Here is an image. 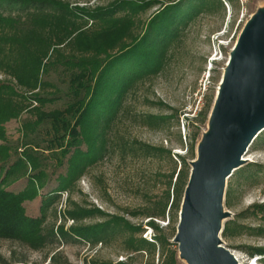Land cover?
Masks as SVG:
<instances>
[{
	"label": "trees",
	"instance_id": "trees-1",
	"mask_svg": "<svg viewBox=\"0 0 264 264\" xmlns=\"http://www.w3.org/2000/svg\"><path fill=\"white\" fill-rule=\"evenodd\" d=\"M205 1L169 5L143 34H135L137 16L146 6L133 1L86 8L62 0H0V73L8 77L0 79V238L42 248L73 237L90 244L108 241L127 229L128 222L118 216L71 202L64 218L77 226L67 232L62 223L47 229L46 222L51 212H57L62 196L106 158L109 132L124 112L126 99L140 82L163 70L171 40ZM149 29L154 31L150 34ZM53 72L59 75L56 80H52ZM58 99L64 107L47 111L46 106ZM213 105L214 98L208 103L205 121ZM25 115L30 117L26 121ZM17 122L19 137L15 139L10 127ZM180 160L165 198L157 203L161 208L147 210V218L166 219L168 212L178 226L191 174L189 163ZM62 168L66 172L58 174ZM35 200L40 204L39 216L28 215L25 205ZM98 214L107 221L81 224ZM227 231L223 230V237ZM134 236L130 234L134 248L146 246L152 257L156 244L162 249L167 245L162 239L149 242ZM161 264H180L177 253L164 256Z\"/></svg>",
	"mask_w": 264,
	"mask_h": 264
},
{
	"label": "rangeland",
	"instance_id": "rangeland-1",
	"mask_svg": "<svg viewBox=\"0 0 264 264\" xmlns=\"http://www.w3.org/2000/svg\"><path fill=\"white\" fill-rule=\"evenodd\" d=\"M62 1L86 8H102L124 1L146 6L137 16L135 28V34H143L167 6L178 2L182 6L197 0ZM203 5L171 40L163 70L140 82L126 99L124 112L115 119L109 132L111 146L106 158L90 168L77 186L62 196L57 212H51L46 222L47 229L58 228L62 223L67 232L77 226L71 219L65 222L64 213L71 202L87 210L97 208L106 215L118 216L128 222L127 229L108 241L90 244L84 238L73 237L54 240L42 248L0 238V264H161L163 257L172 255L173 251L180 264H187L180 257L178 245L173 243L177 234L176 218L167 212L166 219L153 220L145 213L161 208L157 203L163 201L171 176L180 169V157L192 170V162L199 158L200 144L212 129L213 109L205 121L208 103L214 98L215 104L240 37L253 19L264 15V0H206ZM153 31L149 29L148 33ZM218 46L222 56L215 57ZM57 75L53 72L52 80ZM1 78L8 79L0 73ZM63 100L48 104L46 110L64 107ZM150 116L158 119L153 122ZM29 118L25 115L23 120ZM17 127L18 122L10 127L15 139L19 137ZM143 145L152 150L147 151ZM245 159L249 160L226 182L222 201L226 218L221 220V231L227 228L228 235L223 237L221 232L218 237L225 248L239 256L240 264L251 261L264 264V212H260V207L264 209V132L251 145ZM65 172L66 168H62L58 174ZM38 200L25 205L28 215L39 216ZM106 219L98 214L81 224L98 225ZM150 222L154 226H149ZM131 233H135L136 239L155 242L157 238L165 240L167 245L162 249L156 244V254L152 257L147 254L146 246L134 248ZM254 251L260 252L250 256Z\"/></svg>",
	"mask_w": 264,
	"mask_h": 264
},
{
	"label": "water",
	"instance_id": "water-1",
	"mask_svg": "<svg viewBox=\"0 0 264 264\" xmlns=\"http://www.w3.org/2000/svg\"><path fill=\"white\" fill-rule=\"evenodd\" d=\"M222 81L210 116L212 129L192 162L173 240L187 264H238L218 236L226 218V182L264 132V15L240 37Z\"/></svg>",
	"mask_w": 264,
	"mask_h": 264
},
{
	"label": "bare ground",
	"instance_id": "bare-ground-1",
	"mask_svg": "<svg viewBox=\"0 0 264 264\" xmlns=\"http://www.w3.org/2000/svg\"><path fill=\"white\" fill-rule=\"evenodd\" d=\"M223 80H224V78H223ZM222 83H223V81H222ZM220 89H219V92H218V95L220 94V91H221V88H222V85L219 87ZM213 109V108H212ZM246 157V156H245ZM245 157L243 158V160L244 161H246V160H249V159H245ZM221 240V239H220ZM233 256L235 257V259L237 260V262H238V264H240V258H239V256L237 255V254H233ZM248 264H257V262H255V261H251V262H249Z\"/></svg>",
	"mask_w": 264,
	"mask_h": 264
},
{
	"label": "built area",
	"instance_id": "built-area-1",
	"mask_svg": "<svg viewBox=\"0 0 264 264\" xmlns=\"http://www.w3.org/2000/svg\"><path fill=\"white\" fill-rule=\"evenodd\" d=\"M219 56H222L221 47L220 46L216 47V51H215V57H219Z\"/></svg>",
	"mask_w": 264,
	"mask_h": 264
}]
</instances>
